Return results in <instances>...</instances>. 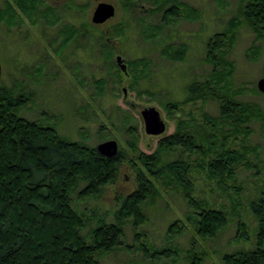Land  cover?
Returning <instances> with one entry per match:
<instances>
[{"label": "trees", "instance_id": "16d2710c", "mask_svg": "<svg viewBox=\"0 0 264 264\" xmlns=\"http://www.w3.org/2000/svg\"><path fill=\"white\" fill-rule=\"evenodd\" d=\"M141 1L149 0H125L123 6L133 9ZM151 1L155 3L151 13L163 10L155 27L158 31L179 16L180 9L185 12L184 16L192 18L193 11L187 4L181 3L179 8L175 3L166 6L174 0ZM13 2L32 23H35L33 15L38 12L47 23H52L51 8L46 6L41 11L44 0ZM239 5L238 14L242 19L238 14L228 19L226 27L215 32L206 44L205 60L211 65L210 72L204 77H191L183 88L186 95L182 104L199 100V108H203L206 102L213 101L218 114L212 116L203 109L200 116L195 117L188 111L189 121L179 119L174 132L161 138L152 153L137 151L136 130L128 128L131 140L128 145L132 151H137L133 161L121 150L112 157H105L95 146L60 134L55 124L42 118H24L18 110L33 93L26 91L24 84L9 88L0 84V264H101L99 257L127 250L124 249L127 224L135 229L147 223L144 208L148 201L159 196L156 184L165 190L182 189L181 197L192 208L191 213L184 215L202 240L215 238L227 226L229 218L225 208L194 198L192 182L193 170H200L231 198L230 192L237 195L242 192L236 176L239 170L255 168L256 176H264L263 162H258L257 155L249 158L247 154L252 149L245 144L251 133L248 123L255 119L264 126V113L256 104L235 98L243 89L232 88L233 64L228 59L236 30L242 23L245 22L258 38L264 37V0H240ZM88 6L86 0L75 7L81 12V18L86 16ZM17 12L5 2L0 17L2 19L6 13L9 15L6 23L14 24L17 20L20 22ZM84 18L77 19L79 24L74 20L59 26L56 33L62 40L58 49L74 44L70 56L81 50L95 62L104 60L107 74L93 82L101 95L108 83H111L110 91L116 92V83L123 72L112 61L111 37L123 36L124 32L119 24L113 31L107 28L98 31ZM145 33L149 39L153 38L154 34ZM161 46L164 57L184 58L185 45L173 48L164 43ZM136 60L126 66L127 75L123 73L127 80L132 79L133 85L139 77H147L151 72H146L149 61L141 69H134L139 62ZM165 108L180 109L177 103ZM116 110L121 111L119 107ZM102 113L106 112L102 110ZM105 116L113 126L112 115ZM101 131L100 140L107 137L106 128L102 127ZM238 134L242 138L239 139ZM124 161L131 163L135 188L127 195L117 196L116 208L111 211H81L72 195L77 192L76 197L83 200L99 198L105 187L117 179ZM262 185L256 186V192L247 199L253 229L240 219L235 223L234 240L239 244L251 241L250 246L240 245L223 253L222 264H264V183ZM182 229L184 226L175 220L169 224L167 232L169 237H175ZM196 244L190 243L181 252L170 243L161 248L140 244L144 257L140 261L144 264L161 260H172V264H203L206 254Z\"/></svg>", "mask_w": 264, "mask_h": 264}, {"label": "rangeland", "instance_id": "374dc122", "mask_svg": "<svg viewBox=\"0 0 264 264\" xmlns=\"http://www.w3.org/2000/svg\"><path fill=\"white\" fill-rule=\"evenodd\" d=\"M44 1L45 4L40 5L43 8L41 11H44L46 6L51 8V24L47 23L39 12L33 15L32 20L35 23H32L13 0H0V10L3 11L5 2H9L20 15V22L17 20L10 25L6 23L9 15L4 13V17H0V84L8 88L24 84L26 91L33 93L18 110L24 118H42L55 124L60 134L93 146L106 139H115L118 150L123 151L127 158L133 161L137 151L152 153L161 138L174 132L179 119L189 121L186 115L188 111L195 117H199L203 109L212 116L218 114L213 101L206 102L203 108H199V100L182 104L181 100L186 95L183 88L191 77H204L210 72L211 65L205 60L206 44L215 32L226 27L228 19L237 16L240 0H174L175 2L166 6L169 7L173 3L178 6L181 3L187 4L193 11L192 18L184 16L185 12L180 9L179 16L172 18L159 31L155 27L159 25L163 10L151 13L155 6L151 0L138 2L133 9L124 8L125 0H88L87 14L82 15V18L81 12L75 7H78V4L83 5L86 0ZM101 1L112 3L115 6V14L102 24H93V8ZM83 17L98 31L106 28L112 30L119 24L124 34L111 37L114 44V47L110 45L114 51L113 63L115 55L118 54L117 50L126 60L127 66L132 60H139L134 69H141L143 64L149 61L146 69V72L151 71L149 76L139 77L133 85L132 79L127 80L121 73L120 81L116 83L118 91L112 93L111 83H108L104 86L105 92L99 94L93 81L106 76L107 63L104 60L95 62L81 50H76L78 53L70 56L74 44L58 49L62 40L56 33L59 26L74 20L79 24ZM238 17L242 19L239 14ZM145 31L154 34L153 38L149 39ZM164 43L171 44L173 48L185 45L184 58L172 60L164 57L161 54V45ZM228 59L233 64L232 88L243 89L235 98L256 104L264 113V93L257 88V81L264 77V37L258 38L245 22L242 23L236 30V40ZM123 89L126 91V101L123 100ZM128 102L133 103L134 107ZM171 103H177L180 109L166 110L165 106ZM146 106H154L165 121L166 130L161 135L152 136L145 133L140 110ZM116 107L121 111L116 110ZM102 110L106 113H102ZM105 114L112 115L113 126ZM102 127L106 128L107 137L100 140ZM130 127L137 133V151H132L128 145L131 140L127 130ZM248 127L251 128V133L245 144L252 152L247 156L252 159L257 155L258 162L264 164V126L260 121L252 119ZM236 136L242 138L241 134ZM255 170H239L236 176L237 182L240 181L242 185V192L241 195L230 192L231 198L224 195L215 182L208 180L200 170H193V197L210 203L211 206H223L229 218L227 226L215 238L205 241L195 234L193 225L185 216L192 212V208L181 197L182 189L165 190L156 184L159 196L148 201L144 208L147 223L135 229L127 224L124 237V249L127 250L120 249L99 257L101 264H144L140 261L144 259L140 244L161 248L170 243L181 252L192 242H196L205 252L203 264H222L223 253L237 249L240 245L250 246L251 241L239 244L234 237L237 219L242 220L251 229L254 226L247 199L264 183V176H256ZM134 188V171L131 163L124 161L120 165L117 179L105 187L99 198L83 200L76 197L77 192L72 196L76 198L74 201L81 211L101 213L115 209L116 197L127 195ZM79 189L80 187L76 191ZM175 220H178L184 229L178 236L169 237L168 226ZM173 262L161 260L155 261V264Z\"/></svg>", "mask_w": 264, "mask_h": 264}, {"label": "water", "instance_id": "95a60500", "mask_svg": "<svg viewBox=\"0 0 264 264\" xmlns=\"http://www.w3.org/2000/svg\"><path fill=\"white\" fill-rule=\"evenodd\" d=\"M58 1V0H56ZM115 14V6L109 2H98L93 8L91 15V22L93 24H102ZM115 63L121 71L127 75L125 59L121 54L115 56ZM0 77H1V64H0ZM257 88L260 92L264 93V77L257 81ZM123 97L126 99V91L123 89ZM132 107L134 104L128 102ZM140 116L143 121L144 131L148 135L157 136L161 135L166 130V123L162 119L159 111L154 106H146L140 110ZM97 152L105 157H112L118 152V143L115 139H106L99 142L95 146Z\"/></svg>", "mask_w": 264, "mask_h": 264}, {"label": "flooded vegetation", "instance_id": "af4514ba", "mask_svg": "<svg viewBox=\"0 0 264 264\" xmlns=\"http://www.w3.org/2000/svg\"><path fill=\"white\" fill-rule=\"evenodd\" d=\"M106 40H107V41H110L108 38H106ZM118 52H119V51H118ZM118 54H120V52H119ZM115 56H116V55H115ZM121 56H122V55H121ZM122 57H123V56H122ZM125 63H126V60H125ZM126 66H127V64H126ZM123 100L126 101V99H124V97H123Z\"/></svg>", "mask_w": 264, "mask_h": 264}]
</instances>
